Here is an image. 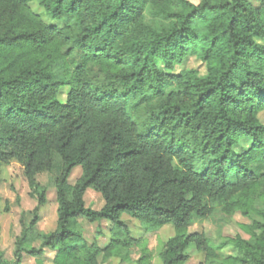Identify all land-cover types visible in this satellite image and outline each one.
<instances>
[{
    "label": "trees",
    "instance_id": "obj_1",
    "mask_svg": "<svg viewBox=\"0 0 264 264\" xmlns=\"http://www.w3.org/2000/svg\"><path fill=\"white\" fill-rule=\"evenodd\" d=\"M263 112L264 0H0V183L19 163L42 207L37 177L59 172L57 228L34 234L36 209L16 263L47 249L55 264L131 262L139 249L137 264H154L128 215L147 233L175 229L162 264H186L190 246L202 264H264ZM91 189L100 211L87 207ZM215 209L248 219L249 238L189 232ZM80 219L110 222L109 243L84 239Z\"/></svg>",
    "mask_w": 264,
    "mask_h": 264
},
{
    "label": "rangeland",
    "instance_id": "obj_2",
    "mask_svg": "<svg viewBox=\"0 0 264 264\" xmlns=\"http://www.w3.org/2000/svg\"><path fill=\"white\" fill-rule=\"evenodd\" d=\"M199 3L201 0H191ZM253 2V1H252ZM31 8L35 13H42L38 3L31 4ZM145 23L147 25H155V20L151 15L149 8L145 14ZM190 65L199 68L202 72L204 69L193 58L190 60ZM264 123V112L260 115ZM81 168L75 170L72 176V183L80 177ZM59 176L58 171L46 172L37 177L39 184L47 189V203L42 207H38V202L31 198L30 188L24 178L23 168L17 162H12L6 166L1 175L0 183V255L3 261L8 264H17L15 257L16 245L23 234V225H29L34 219V211L38 209L39 221L34 230V234L51 233L57 228L58 221V202L56 197V179ZM88 208L100 211L105 201L101 194L94 190H89L85 197ZM8 209V210H7ZM123 221L130 227L131 236L133 238H145L144 245H148L149 252L154 254V264H162L158 259L157 254L161 244L176 235L175 229L172 226H166L155 233H147L146 225L133 219L128 215L123 216ZM250 224V221L240 214L230 217L223 213L220 209H215L213 214L206 219H201L193 216L192 223L189 227L190 233H205L207 237L215 244L234 239L238 236L248 239L249 236L242 229L243 225ZM75 230L82 233L84 239L90 243L97 241L102 247L107 245L112 235V225L108 221H103L101 224H91L84 219L74 220ZM101 230L102 235H98ZM31 234V244L35 248H40L41 242L33 240ZM126 253L127 251H123ZM122 253V254H124ZM225 257L236 256L237 251L227 247L222 251ZM143 254L142 250L134 249L132 251V261L128 262L120 258H115L108 264H137V260ZM189 260L186 264H202L204 255L199 253L194 246H190L186 250ZM56 254L50 249L40 258H31L25 256L21 264H55L54 258Z\"/></svg>",
    "mask_w": 264,
    "mask_h": 264
}]
</instances>
